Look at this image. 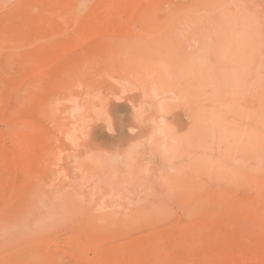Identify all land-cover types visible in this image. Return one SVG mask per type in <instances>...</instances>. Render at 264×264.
Returning a JSON list of instances; mask_svg holds the SVG:
<instances>
[{
  "label": "rangeland",
  "instance_id": "rangeland-1",
  "mask_svg": "<svg viewBox=\"0 0 264 264\" xmlns=\"http://www.w3.org/2000/svg\"><path fill=\"white\" fill-rule=\"evenodd\" d=\"M76 1L75 14L57 10L60 22L49 25L0 7V263L39 252L94 264V250L71 252L88 236L103 241L102 251L145 233L186 230L209 200L243 191L245 173L264 154V0H128L111 22L101 19L104 0ZM71 14L78 20L69 21ZM39 29L60 37L51 46L34 37ZM82 48L94 51L72 65ZM54 71L62 72L59 85L35 92L40 73ZM44 94L51 102L41 114ZM71 98L81 107L83 135L78 147H61L57 127ZM32 120L45 128L50 150L33 178L13 134L32 131Z\"/></svg>",
  "mask_w": 264,
  "mask_h": 264
},
{
  "label": "bare ground",
  "instance_id": "bare-ground-1",
  "mask_svg": "<svg viewBox=\"0 0 264 264\" xmlns=\"http://www.w3.org/2000/svg\"><path fill=\"white\" fill-rule=\"evenodd\" d=\"M100 1L102 2L103 0H100ZM131 2L128 0H104L101 9H103L104 12H107V11H109V12H107V15L104 14V12H103V14L101 15L103 17L101 19L103 21L106 20L107 22L108 21L111 22V20H116L118 18L120 19L121 18L120 17L121 12L124 11L126 9V7L128 6V3H131ZM135 3H137V1ZM81 5H82V3L79 1H76V0H17V1L0 0V7H11V8H14L16 10H18V9L22 10V11H24V16H25L24 18L26 19V21L31 20V22H33V24L35 22V24L40 23V25H42L41 23H43V22L44 23L48 22V25H49V22H51V21L52 22L53 21L54 22H60L62 17H59L57 10H60L62 8H68L70 11L73 12L72 14H75L76 10L79 9ZM135 5H137V4H135ZM135 5H134V9H135ZM94 7H95V5H94ZM34 8L41 9L43 11L44 15H41L40 12H39V14L33 13L34 11H32V10ZM96 8H97V6H96ZM1 10L2 9H0V11ZM91 11L93 13V10H91ZM25 12H27V13H25ZM98 12H100V11H98ZM113 12H114V14L111 16V13H113ZM132 12H134V10ZM72 14H71V16L68 17L69 21L77 19ZM68 15H70V14H68ZM92 17H94V15H92ZM17 18H20V17H17ZM63 19H64V17H63ZM92 20H93V18H92ZM75 24H77V23L73 22V25H75ZM92 25H94V24H92ZM67 27H68V25H67ZM106 28L108 29V27H106ZM48 29H49V31L51 30L50 27ZM80 29H81V27H80ZM97 30L99 31L100 29H97ZM92 31H94V28L90 30V32H92ZM95 32H97V31L95 30ZM110 32L112 33V29ZM78 33H80V32L78 31ZM83 33H84V31H83ZM107 33H109L108 30H107ZM107 33H105V34H107ZM22 34H26V32H24V33L22 32L21 34L18 33L16 35L20 36ZM72 34H73V32H72ZM113 34H114V32H113ZM56 35L51 34V32H46L45 29L44 30L39 29V31L35 33L34 37L37 38L38 40L43 38V39L49 41V39H51L49 42H52V43H50L52 46V44L55 43L54 41H52L53 40L52 38H55ZM74 35L79 36V34H75V33H74ZM82 35H84V34H81L78 39H83ZM88 36H89V34H88ZM58 37H60L59 34L57 35V38ZM69 38H70V36H69ZM84 39H85V41L88 40V39L86 40L85 37H84ZM1 40H2V42H3V40H4V42H6L4 38H0V41ZM35 40H34V42H36ZM64 41H65V39H64ZM64 41H62L61 44ZM72 41H73V38H72ZM111 41L112 40H110V42ZM7 42H8V40H7ZM95 42H97V41H95ZM65 44H63V45H65ZM69 44H71V42ZM75 44H77V43H75ZM104 44H106V43H104ZM15 45H18V44H15ZM34 45H35V43L33 44V46ZM43 45H44V43H43ZM87 47H88V45H87ZM44 48H45V45H44ZM63 48H64V46H63ZM71 48H72V46H71ZM100 48H99V51H100ZM14 49H15V47H14ZM49 49L52 50L51 48H49ZM40 50H42V49H40ZM40 50H38V51H40ZM70 51H71V49H70ZM93 51L94 50L91 48L80 49L73 56L74 58L72 59V65H77L80 63V61L82 62V64H85V62H86L85 58H89L88 56H90V54ZM57 55L61 56V54H58V53H57ZM60 56H59V59H60ZM19 57H20V55H19ZM52 58L49 57L48 59H51L53 61ZM48 59H47V61H48ZM55 59H57V58H55ZM51 60L48 62L50 63ZM45 61H46V58H45ZM13 62H15V61H13ZM53 62H56V61H53ZM87 63H88V61H87ZM29 64H31V63H29ZM44 64H46V63H44ZM26 65H28V64L26 63ZM47 65H49V64L47 63ZM47 65H44V66L46 67ZM52 68H50V69H52ZM37 70H40V71L43 70V66L39 65V69H36V71ZM36 71H34V72H36ZM61 73L62 72L58 73V71H54V73L52 72V73L47 74V75H42L40 73L39 81L34 83V85L32 83V85L34 86V87H32V88H34L33 90L35 92H38L39 90L44 88L43 84H51L52 85V88H50L51 90L53 89V86H54V88H56L57 84L62 79V78H60L62 76ZM67 73H69V72H67ZM35 76H36V73H35ZM37 77H38V75H37ZM26 80L28 81L27 78H26ZM36 80H38V79H36ZM68 80H69V78H68ZM27 81H26V84H27ZM63 83H64V80H63ZM48 86H50V85H48ZM30 90H31V87H30ZM60 90L63 91L62 89H60ZM60 90H58V91H60ZM17 92H19V91H17ZM39 92H43V91L41 90ZM33 94H34V92H33ZM33 94H32V96H33ZM49 94H51V92ZM49 94H47V95L44 94L46 97L42 96L40 98V100H42V102H41L42 105L40 108L41 114L42 113L46 114L48 112L47 109L46 110L44 109V108H46L44 106L49 105V102H51V96ZM34 96H36L37 100L40 97V95L37 93H35ZM33 98H31V99H33ZM91 100H92V98H91ZM56 102H57V100H56ZM69 102L71 104H69V107H68L67 121L61 123L60 127L59 126L57 127V130L59 128V131H58L59 135H58V138H55L61 142V147H66V145L69 146V144L70 145L73 144V145L77 146V141L79 140L80 135H83L82 134V126H84V125H82V121H83L82 119L83 118H81V119L79 118V117H82V115L78 111V110L81 111V109H79L81 107L75 98L69 99ZM60 103H62V102H60ZM64 103H65V99H64ZM63 110H66V109H63ZM90 110L87 109V111H85V112H89ZM51 112H53V109L51 110ZM14 115L16 116L17 114H14ZM63 115H65V114H63ZM53 117H55V116H53ZM61 120H60V122H61ZM24 122H26V121H24ZM24 122L22 121L21 123L24 124ZM83 122L85 123V121H83ZM57 124L58 123L56 121V125ZM24 125H26V124H24ZM30 125L33 126V127H31V128H33L32 131H30V130H29V132L28 131H21V132L16 131L13 134H14V136H16L17 140L22 144V147L24 148V151H23L24 153H22V154H24V156L26 155V157H25L26 162L24 165H25V168L27 170L26 171L27 174H29V175L31 174V176H32V173H34V168L36 167V164H38L39 162H43L46 159L47 160L49 159L48 156H49L50 150L48 147L49 145L47 146V144H46V142H48L47 136H43L41 134L42 130L45 128H42L40 124H33V120H32V123H30ZM24 128H26V127H24ZM51 135H52V133H51ZM49 139H50V137H49ZM55 139H53V141ZM19 147H20V144H19ZM70 147L72 148V146H70ZM38 149H40L41 153L37 151ZM23 157L21 159H23ZM25 158L23 160H25ZM22 166H23V164H22ZM254 166L249 168V170L245 173L244 185H242V187L240 188V189H243V191L238 190V187H233V189H228L225 192H222L220 195H217V197L215 199L209 200L208 201L209 204L207 202L208 205L205 203L206 204L205 207H203V209L201 211L198 210L199 214L196 213L197 217H194V220L192 219L193 217H191V220L193 222H191V224L188 225V228L186 230L181 229V231H179V230H177V228L175 229L173 227L174 230H177V232L175 231L174 234L169 235L167 233H168V231H170V229L169 230L165 229L166 231L168 230L167 233H165L166 231L164 230L165 231L164 233L166 234V236L164 234L162 235L159 233L155 234L154 232L148 233V234L145 233L146 235L132 237L130 240H128L126 242L116 244L114 246L111 245L112 247L109 246L110 248L108 247V249H107V247H105L106 249L102 250V251L99 250V245H101L100 243L103 241H99V239L96 238L97 235L95 237L96 239H93L90 236H88L87 239H85V240L82 239L83 241H80L75 246L74 245H73V247L70 246V248L72 247L71 252L80 250L82 252L85 251L84 253H86L87 251L89 253V251L91 249L94 250L95 254H97V257L95 254H93V255H95V258H94L95 263L94 264H264V154H260V156L256 157V163ZM44 167H46V166H44ZM82 167L88 168L89 165L82 163L81 168ZM35 170H37V169H35ZM22 172H24V169ZM31 176H30V178H31ZM43 177H41V178H43ZM32 178H33V176H32ZM38 178L40 179V177H38ZM40 182H41V180H40ZM38 183H39V181H38ZM38 183H36V185ZM13 187H14V185L12 186L11 189H13ZM4 190H6V189H4ZM7 191H10V190H7ZM1 196H2V194H1ZM10 196L11 195H9V197ZM205 201H203V204ZM201 203H202V201H201ZM203 204H201V205H203ZM2 206L4 207V203ZM197 208H199V207L197 206L196 210H197ZM196 210H195V212H196ZM192 212L194 213V211H192ZM196 214H195V216H196ZM192 215L193 214H191L190 216H192ZM93 231H94V229H93ZM160 231L161 230H159L157 232H160ZM78 232H80V231H78ZM91 232H92V230H91ZM76 233H77V231H76ZM79 237L80 238L82 237L81 234L79 235ZM106 238H105V241H106ZM67 240L64 243H66ZM68 242H70V240ZM66 244H64V246ZM202 246H204V247H202ZM43 251H42V253H43ZM64 252H66V251H64ZM67 253H68V250H67ZM74 254L78 255L76 252ZM81 254L82 253H80V255ZM72 256H73V254H72ZM87 256H88V254H87ZM74 257H79V255L74 256ZM80 257L85 258L84 255H81ZM60 258H57V257H55V258L49 257L48 258V256L44 257L43 255L40 256L39 252H38V254L35 252V255L33 253L31 254L30 252H25L22 254V257L19 260H17L16 258H15L16 260H14V261H12V259L6 260V259H9V257H8L5 259L6 261L3 260V261H1V263L2 264H64L61 262L63 259L61 260ZM77 259H75V261H77ZM91 259H93V257ZM79 262L81 264H90V260L88 261L87 259L86 260L80 259ZM91 264H92V262H91Z\"/></svg>",
  "mask_w": 264,
  "mask_h": 264
}]
</instances>
